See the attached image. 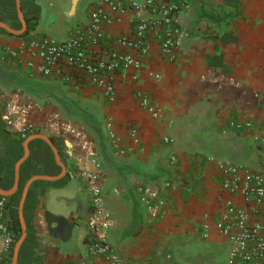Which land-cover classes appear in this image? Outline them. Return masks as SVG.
<instances>
[{
    "label": "crops",
    "instance_id": "0c3cea01",
    "mask_svg": "<svg viewBox=\"0 0 264 264\" xmlns=\"http://www.w3.org/2000/svg\"><path fill=\"white\" fill-rule=\"evenodd\" d=\"M97 1L0 0V194L8 197L6 220L17 235L5 264H107L92 258L86 243L99 232L89 222L83 178L97 171L96 161L103 207L111 213L108 239L122 264H226L228 242L211 226L222 201L218 166L264 159L255 132L231 126L251 120L264 138V0H185L189 9L179 20L188 36L174 58L154 48L138 80L130 73L118 83L112 105L96 90L31 78L5 54L31 33L66 40ZM129 27L127 17L114 31ZM139 92L162 107L160 120L140 107ZM6 102L38 131L26 139L11 133Z\"/></svg>",
    "mask_w": 264,
    "mask_h": 264
},
{
    "label": "built area",
    "instance_id": "2783aa9c",
    "mask_svg": "<svg viewBox=\"0 0 264 264\" xmlns=\"http://www.w3.org/2000/svg\"><path fill=\"white\" fill-rule=\"evenodd\" d=\"M189 9L185 0H99L85 10V19L75 24L64 41L31 33L18 47L5 49L11 63L24 67L29 77L40 76L51 82L80 92L84 88L96 90L103 101L112 105L117 101V85L131 73L138 80L154 48L167 59L181 47L188 32L182 27L179 16ZM143 13L144 15H139ZM130 20L128 31L117 33L114 27ZM140 107L154 120H160L163 109L145 93H137ZM264 109V102H263ZM4 120L8 130L20 139L38 131V125L24 121L13 110V103H5ZM114 121L106 122L111 143L118 145ZM237 131H254L255 140L263 142L257 125L251 121H232ZM140 131L130 126V136L139 143ZM171 145V138L163 139ZM177 161L171 154L170 163ZM100 162H95L96 172H85L84 182L89 186L91 212L89 222L98 226L87 239L89 254L107 264H122L119 250L110 243L108 231L111 213L103 207V190L100 184ZM217 181L221 191V206L214 213L211 225L228 242L226 264H264V159L257 164H237L225 161L218 166ZM165 201L160 200L159 206ZM8 197L0 194V264L11 257L16 233L6 220ZM148 209L154 205L149 201ZM102 220L100 225H97ZM204 226L205 237L211 228Z\"/></svg>",
    "mask_w": 264,
    "mask_h": 264
},
{
    "label": "trees",
    "instance_id": "16d2710c",
    "mask_svg": "<svg viewBox=\"0 0 264 264\" xmlns=\"http://www.w3.org/2000/svg\"><path fill=\"white\" fill-rule=\"evenodd\" d=\"M62 99V98H61ZM62 102L70 109L76 111L77 113H79L80 115H82L85 119H87L88 121H90L92 124L96 125L97 127L101 128V125L96 122L95 120H93V118L91 116H89L87 113H84V110H81L78 108L77 104L71 100L68 99H62Z\"/></svg>",
    "mask_w": 264,
    "mask_h": 264
}]
</instances>
